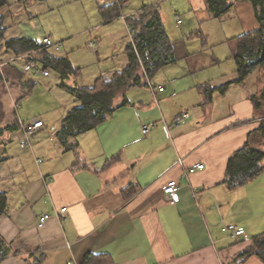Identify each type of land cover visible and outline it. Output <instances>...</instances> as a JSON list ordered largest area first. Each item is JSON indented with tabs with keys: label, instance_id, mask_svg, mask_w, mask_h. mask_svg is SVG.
I'll use <instances>...</instances> for the list:
<instances>
[{
	"label": "crops",
	"instance_id": "crops-1",
	"mask_svg": "<svg viewBox=\"0 0 264 264\" xmlns=\"http://www.w3.org/2000/svg\"><path fill=\"white\" fill-rule=\"evenodd\" d=\"M112 1L97 0L96 6ZM130 1L123 5L124 13L145 8L137 15L145 19L154 11L160 13L177 61L163 67L160 81L154 75L148 86H133L118 95L117 108L103 122L69 138L72 148L58 137L72 106L44 118L41 112L51 114L49 109L58 101L35 93L55 84L72 93L78 104L80 87L66 82L73 74L51 69V77L35 76L23 71L24 59L0 67V148L6 157L0 163V190L8 195L0 237L9 247L0 264H83L93 252L105 254L108 264H264L256 255L236 260L253 237L264 232V171L242 186L231 188L225 182L228 161L237 149L248 141L264 148V65L243 81L231 82L237 72L229 40L260 26L254 5L233 0L231 9L218 18L208 0H143L138 8ZM8 2L0 8L6 28L0 62L29 53L16 54L6 47L11 38L41 42L51 37L35 22L41 13L51 21L49 29H57L50 17L53 0ZM100 22L83 31L90 35L93 50L100 32L117 36L110 26L104 31ZM189 33L192 40L186 38ZM49 50L69 58L68 52ZM122 56L121 66L114 61V67L96 80L127 66L126 51ZM74 67L79 74L80 67ZM139 72L145 74L142 66ZM227 82L231 83L222 92ZM184 112L190 117L171 125L168 134L161 118L172 123ZM34 117L41 120L42 129L32 148H24L19 141L22 123ZM152 121L158 123L144 134L142 125ZM12 125L16 130L9 128ZM196 163L205 167L183 176ZM172 179L181 185L176 203L164 192ZM43 212L52 216L39 227ZM222 223L244 227L247 239L231 238L222 231Z\"/></svg>",
	"mask_w": 264,
	"mask_h": 264
},
{
	"label": "trees",
	"instance_id": "trees-1",
	"mask_svg": "<svg viewBox=\"0 0 264 264\" xmlns=\"http://www.w3.org/2000/svg\"><path fill=\"white\" fill-rule=\"evenodd\" d=\"M127 1L129 0H113L110 4L101 5L99 10L103 19L108 21L118 17ZM249 1L254 5L260 26L229 40L231 56L236 62L237 72V78L231 82L243 81L255 68L264 65V0ZM8 3V0H0V8ZM233 4V0H208L210 10L214 13V17L218 18L228 12ZM145 18L146 15L140 14L129 19L136 30V35L134 43L129 42L126 46L127 66L109 76L102 75L91 87L77 88L78 104L67 111L62 128L58 132V137L66 148L73 147L69 138L96 128L117 108L114 101L118 95L126 94L133 86H148L149 80H152L161 68L177 61L171 38L160 13L154 11L148 19ZM4 21L5 15L0 13V39L4 38L6 32ZM5 46L16 54L42 47L38 40L27 37L11 38L6 41ZM49 49L43 47L41 51L31 54L28 58H34L44 67L58 71L62 75L78 73V69L68 57L54 55ZM147 59L150 64L146 62ZM141 66H145L146 74L142 75L139 72ZM231 82L223 84L220 90L224 92ZM262 99H264L263 95ZM125 102H127L126 98L123 100V103ZM254 102L256 106L260 105L258 97H254ZM9 128L16 130L15 125ZM261 131L264 136V120ZM3 152L4 149L0 148V163L6 160ZM263 160L264 148L254 147L248 141L231 155L225 182L231 188L247 184L264 171ZM7 206L8 195L0 190V216L6 212ZM5 243L0 237V260L8 252L9 247ZM251 255L258 256L264 263V232L255 235L253 243L242 251L236 260L242 261ZM106 258L103 253H89L84 258L83 264H108Z\"/></svg>",
	"mask_w": 264,
	"mask_h": 264
},
{
	"label": "rangeland",
	"instance_id": "rangeland-1",
	"mask_svg": "<svg viewBox=\"0 0 264 264\" xmlns=\"http://www.w3.org/2000/svg\"><path fill=\"white\" fill-rule=\"evenodd\" d=\"M96 2L97 0H53L54 5H51L52 14L50 17L55 19V27L57 29H49L48 24H50L51 21L48 20L46 13H41L35 18L37 25L43 26V29L41 30L43 35H50L53 41L61 43V53L68 52L69 59L73 61L72 64L76 67H80L79 74H73L66 79V82L71 86H92L96 81V77L99 76L100 73H104L105 70L114 67V61L118 63L117 66H121L123 62L122 60H124L122 53H125V45L130 41L126 21L120 18L117 20H114L116 18L108 20L110 22L105 21L100 13L99 7L97 8L96 6ZM130 2H132L131 5L134 8H138L142 5L143 0H131ZM145 3L147 2L145 1ZM125 10L126 9H124V12H127ZM99 21L103 24L102 27L104 31L108 30L107 27L110 26L118 36V40L117 36H107L104 32L103 34L100 32L101 39L99 44L96 45L97 49L93 50L89 46L90 35L84 34L83 31L93 27ZM24 26L27 27L26 25ZM166 26L168 27L167 24H165V27ZM96 33L97 31L94 30L93 35ZM188 36L186 38L192 40V35L190 33ZM116 43L119 45L117 46L116 51H114V45ZM113 53L117 54L118 59L113 60V56H115ZM164 69L165 68H161L155 74L157 75L155 77L157 78V81H160L161 77H163L162 71H164ZM35 94L40 95L41 97L44 96L45 98L49 97V102H54L55 100L58 101V106L52 105V109H49L51 114L41 112L44 118H53L60 114V112L62 114L63 109H65L66 106L73 107L76 105L73 94L67 89L56 86L55 84L51 89L42 86ZM17 140V137L14 136V143H17Z\"/></svg>",
	"mask_w": 264,
	"mask_h": 264
},
{
	"label": "built area",
	"instance_id": "built-area-1",
	"mask_svg": "<svg viewBox=\"0 0 264 264\" xmlns=\"http://www.w3.org/2000/svg\"><path fill=\"white\" fill-rule=\"evenodd\" d=\"M145 8H142L141 10H137L134 12L130 13H121L118 17L120 19H123L127 23V30L128 34L130 37V42L134 43V37L136 35V30L133 26V24L129 21L130 18L136 17L140 12H142ZM182 19L178 16V22H181ZM41 46L40 48L34 49L30 51L27 54L23 55H16L12 58H10L6 62H0V67L3 64L6 63H13L17 64L18 60L24 59V62L22 64V69L26 73H30L35 76H45V77H51L52 76V71L48 67H44L38 60L34 58H28L31 54H36L39 51L42 50L43 47L47 48H54L56 50L61 49V43L55 42L52 40L51 37L46 36L43 38V40L40 42ZM149 64V60L147 61ZM145 74L146 68L143 66ZM152 67H150L151 69ZM151 80H149L150 83ZM161 91L164 90V86L158 87ZM188 117H190L189 112H184L182 113L179 117H177L175 120H173L172 123H169L165 118H161L160 122L164 125L166 132L170 134V128L171 125L179 126L182 124ZM158 122L152 121L148 123H144L142 125V130L144 134H148L154 126H156ZM42 129V122L38 117H34L29 119L28 121L22 123L21 127V136H20V145L24 148H32L33 146V140L35 135ZM179 162L182 163L183 160L179 159ZM205 167L204 163H196L193 165H190L187 167L186 171L184 172L183 176L187 175V173H193L199 169H203ZM180 181L178 179H172L167 182V184L164 186V192L168 195L172 203H176L179 201V189H180ZM66 207L61 208V211L64 212L66 211ZM52 213L50 212H43L42 214L39 215L38 217V226L43 227L46 222L51 218ZM221 229L223 232L227 233L231 238H234L236 240H241V239H247V232L246 229L242 226H239L235 223H222Z\"/></svg>",
	"mask_w": 264,
	"mask_h": 264
}]
</instances>
